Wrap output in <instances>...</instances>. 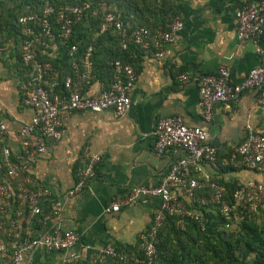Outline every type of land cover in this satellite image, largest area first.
<instances>
[{
	"label": "crops",
	"instance_id": "obj_1",
	"mask_svg": "<svg viewBox=\"0 0 264 264\" xmlns=\"http://www.w3.org/2000/svg\"><path fill=\"white\" fill-rule=\"evenodd\" d=\"M251 1L254 0H165L163 9L176 11L184 28L175 41L165 44L161 58L155 47L150 51L143 47L132 49L130 64L138 76L130 91V110L123 114L113 108L68 114L63 118L62 139L44 140L46 151L22 172L31 175V188L50 189L51 194L43 203L44 214L50 213L54 200L61 198L60 214L44 222L43 216L32 213L28 205L13 201L3 218L7 237L16 230L25 237H35L59 228L76 231L79 243L71 251L35 248L16 264H65L72 251L79 253V263L89 264L106 246L136 253L135 245L151 225L156 210L162 207V199L141 197L118 212L108 213L105 209L111 202L129 196L136 186L159 184L172 162L184 153L178 147L164 153L155 150L153 131L160 118L180 115L186 124L207 131L209 144L216 148L221 162L235 154L233 147L244 140L248 124L264 133V106L255 90L243 92L234 101L216 103L212 120H207L197 82L191 80L182 85L177 78L180 71L194 78L215 74L222 66H228L231 83L237 84L253 67L264 64V34L258 46L251 40H238L236 34V10ZM149 10L145 8L144 14L136 12L138 20L132 19L128 25H153L163 15ZM16 44L8 42L0 51V119L8 126L7 133L0 134V175L7 169L5 149H10L12 159L16 158L21 151L20 131L35 115L32 108L22 104L20 85L29 76V66L21 60V46L17 50ZM55 51L57 48V54ZM56 69L60 76L70 75L65 67ZM110 81L108 75H95L85 86L86 94H95ZM93 153L100 155L96 177L85 190L68 196L77 180L78 167ZM204 169L225 181L264 182V173L247 168L222 171L205 165ZM11 184L18 194V179H12Z\"/></svg>",
	"mask_w": 264,
	"mask_h": 264
},
{
	"label": "built area",
	"instance_id": "obj_2",
	"mask_svg": "<svg viewBox=\"0 0 264 264\" xmlns=\"http://www.w3.org/2000/svg\"><path fill=\"white\" fill-rule=\"evenodd\" d=\"M90 4L66 5L56 12L53 5L46 3L41 12L21 15L19 24L23 27L21 41V60L29 66V76L20 85L21 100L25 107L32 108L35 115L20 131L21 151L11 158L10 149H5L7 169L0 175V259H9L16 264L24 255L39 247L55 251H71L79 243V234L74 230L53 229L39 233L35 237H25L16 230L15 238L7 240L4 236V215L13 201L28 205L32 213L43 216L46 222L51 216H58L63 208L61 198L54 200L50 213L44 214L43 203L51 194L50 189H33L31 175H23L24 169L46 151L44 140L59 141L63 137V118L76 111L90 110L101 112L113 108L123 114L132 107L130 91L134 87L138 73L136 69L121 59L110 61L112 79L95 94H86L85 86L94 77L92 45L80 52L79 44L71 42L76 23L82 21L86 8ZM236 34L240 41L251 40L258 46L259 38L264 34V0H254L236 10ZM184 28L181 18L177 17L168 29L159 27L152 31L148 26L137 25L131 28L115 12H107L100 26L101 34L115 30L122 37V48L126 49L130 41H135L146 51L155 47L156 55L163 57L165 44L175 41ZM59 40L66 49L71 61V75L60 76L54 64L42 61L41 51L49 41ZM14 42V40H10ZM3 48H0V51ZM230 68L222 66L215 74H201L194 78L187 72L177 75L182 85L195 80L199 85L204 106L203 114L212 120L214 105L236 100L243 92L255 90L258 101L264 106V64L253 67L246 78L237 84L231 83ZM8 131L7 123L0 119V134ZM154 148L158 153L173 148H182L183 154L170 165L161 182L154 186L140 185L132 189L127 197L115 200L106 206V212H118L123 206L135 202L141 197H160L162 207L154 213L150 227L140 235L139 250L142 257H135L136 264H156L158 256L156 240L164 225L167 214L200 218L201 212L192 210L187 202L199 201L202 205L217 204L225 218L226 228H231L246 218L264 219V182L237 181L236 188L228 198L227 188L213 179L205 165L220 168L216 148L209 144L208 132L197 126L186 124L180 115L162 117L155 124ZM230 162L236 167L264 173V133L255 131L248 124L244 140L233 147ZM100 155L93 153L87 162L77 169V180L68 191L74 196L88 186L96 177V168ZM229 163L227 159L223 164ZM18 179V194L12 188V179ZM211 188V196H200L198 190ZM204 228V227H203ZM129 255L113 246H106L99 257L90 264H121L128 261ZM80 255L72 251L65 264H79Z\"/></svg>",
	"mask_w": 264,
	"mask_h": 264
},
{
	"label": "trees",
	"instance_id": "obj_3",
	"mask_svg": "<svg viewBox=\"0 0 264 264\" xmlns=\"http://www.w3.org/2000/svg\"><path fill=\"white\" fill-rule=\"evenodd\" d=\"M84 2L89 3L90 7L86 8L82 21L76 23L71 42L79 44L80 52L92 45L94 48L93 71L98 76L108 75L109 80L112 79L110 61L121 59L130 63L132 49H141V45L130 41L128 47L123 49L122 37L117 31L109 30L101 34L99 29L107 12H115L127 23L138 20L139 16L136 12L144 14L145 8H149L152 13L153 9L157 10L163 14L162 17L153 25L147 22L145 25L152 31L159 27L168 29L177 17L176 11L169 12L168 9H163L165 0H0V48L13 39L17 43V50H20L19 46L24 37L23 27L19 24L21 15L41 12L46 3L53 5L58 12L66 5H81ZM130 8L131 11H129ZM56 48L57 54H54ZM45 49H48L47 54L51 56L47 55L45 50L41 51L42 61H50L58 69L65 67L70 75L72 74L71 61L59 40L49 41ZM228 159L229 163L226 165L219 160L222 171L239 168L230 162V156ZM213 179L226 186V196L230 198L237 181H225L217 175ZM198 194L211 196L212 190L211 188L198 190ZM187 205L192 210L201 212L200 218L166 215L156 240L158 253L156 264H264V219L246 218L227 229L226 220L217 204L202 205L196 201L187 202ZM4 236L9 241L13 240L15 232H11L8 237L4 233ZM139 242L140 240L135 245V254L115 247L129 255L128 261L121 264H136L135 257H142L138 247ZM8 263H10L9 259H0V264Z\"/></svg>",
	"mask_w": 264,
	"mask_h": 264
}]
</instances>
